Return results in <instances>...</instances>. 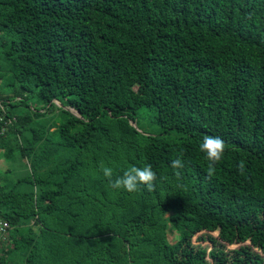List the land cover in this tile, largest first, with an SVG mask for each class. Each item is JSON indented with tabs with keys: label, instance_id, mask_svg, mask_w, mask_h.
<instances>
[{
	"label": "trees",
	"instance_id": "16d2710c",
	"mask_svg": "<svg viewBox=\"0 0 264 264\" xmlns=\"http://www.w3.org/2000/svg\"><path fill=\"white\" fill-rule=\"evenodd\" d=\"M0 151V264H264V0H0Z\"/></svg>",
	"mask_w": 264,
	"mask_h": 264
},
{
	"label": "clouds",
	"instance_id": "9594fccd",
	"mask_svg": "<svg viewBox=\"0 0 264 264\" xmlns=\"http://www.w3.org/2000/svg\"><path fill=\"white\" fill-rule=\"evenodd\" d=\"M226 143L219 136L205 135L203 141L200 144V151L206 154L208 161L207 173L214 176L216 172V165L224 158L226 152ZM173 169H182L184 163L181 158L174 159L171 162ZM240 173L243 175L245 172V162L241 161L238 165ZM100 170L103 175L108 179L110 187L116 190L124 189L128 193H135L140 189L141 185L147 187L149 191L154 190L155 182L157 181V173L153 170L151 164H147L143 167H137L135 165L130 166L123 172L122 176L113 178L114 170L112 167L100 163ZM176 175L179 177L180 172L177 171Z\"/></svg>",
	"mask_w": 264,
	"mask_h": 264
},
{
	"label": "rangeland",
	"instance_id": "374dc122",
	"mask_svg": "<svg viewBox=\"0 0 264 264\" xmlns=\"http://www.w3.org/2000/svg\"><path fill=\"white\" fill-rule=\"evenodd\" d=\"M8 93H11V90L7 89ZM26 97L28 99V102L31 106V109L34 111H39L41 113H45L47 109H45V105L36 97V95L33 94H26ZM62 109H67L68 107L63 108L58 102H55V104L53 105V107L50 108V110L48 112H46L42 117H40V119H38V121L34 122L32 124V127H38L43 126V129L45 131H47L51 126H57L60 125L64 120L66 115L63 114ZM14 111L17 114L23 115V114H27V113H31V111L28 108L25 107H20L17 109H14ZM72 112L76 115H78L77 111L72 109ZM140 128H141V132L145 133L146 135H156V134H160L163 130L160 127V125H158L156 122H154V118L152 116H145V110H141L140 111ZM23 137L25 139H28L30 137V132L29 130H25L23 133ZM6 152L5 151H0V167H4L6 168ZM10 231L8 230L6 238L3 241H7V238L9 237ZM213 236H216L217 233H213ZM196 240V238H195ZM208 242L205 243V245H207ZM232 249L234 247H231Z\"/></svg>",
	"mask_w": 264,
	"mask_h": 264
},
{
	"label": "built area",
	"instance_id": "2783aa9c",
	"mask_svg": "<svg viewBox=\"0 0 264 264\" xmlns=\"http://www.w3.org/2000/svg\"><path fill=\"white\" fill-rule=\"evenodd\" d=\"M9 229H10V226L7 222L0 223V240H4L6 238V235Z\"/></svg>",
	"mask_w": 264,
	"mask_h": 264
},
{
	"label": "water",
	"instance_id": "95a60500",
	"mask_svg": "<svg viewBox=\"0 0 264 264\" xmlns=\"http://www.w3.org/2000/svg\"><path fill=\"white\" fill-rule=\"evenodd\" d=\"M71 112H72V109H69ZM73 113V112H72ZM74 114V113H73ZM76 115V114H75ZM77 116H79V114L77 115ZM134 126H135V124H134Z\"/></svg>",
	"mask_w": 264,
	"mask_h": 264
}]
</instances>
